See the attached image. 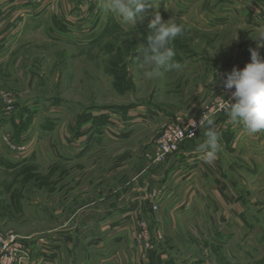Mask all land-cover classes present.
<instances>
[{
  "label": "rangeland",
  "instance_id": "374dc122",
  "mask_svg": "<svg viewBox=\"0 0 264 264\" xmlns=\"http://www.w3.org/2000/svg\"><path fill=\"white\" fill-rule=\"evenodd\" d=\"M29 1L34 27L14 35L0 65V234L31 248L27 264L49 260L45 249L66 248L102 250L101 260H109L102 264H264V132L242 129L233 143V124L219 113L214 163L195 151L205 128L155 162L168 126L198 120L226 97L225 75L250 62L264 0H157L135 28L121 26L100 0ZM157 12L185 25L174 41L183 67L147 80L137 50L147 47ZM187 154L203 165L192 159L165 193L148 191L143 209L130 216V241L118 243L132 205L127 189ZM107 215L113 223L102 221Z\"/></svg>",
  "mask_w": 264,
  "mask_h": 264
},
{
  "label": "clouds",
  "instance_id": "9594fccd",
  "mask_svg": "<svg viewBox=\"0 0 264 264\" xmlns=\"http://www.w3.org/2000/svg\"><path fill=\"white\" fill-rule=\"evenodd\" d=\"M157 6V0H100V7L113 15L121 26L135 28L138 20H143L147 10ZM147 47L141 45L137 51L143 52L140 67L147 80L161 77L164 72L181 70L182 64L175 59L177 53L174 41L184 35L185 25L176 23L173 18L164 20L159 12L148 24ZM251 38L256 48H249L250 62L242 69L233 67L222 79V87L231 93L230 99L222 105L228 124H240L248 135L264 132V57L260 48H264V28L257 29ZM218 73L211 77L214 83ZM216 114L203 112L197 125L203 127L204 139L198 143L195 151L201 159L212 164L218 158L220 133L215 126Z\"/></svg>",
  "mask_w": 264,
  "mask_h": 264
},
{
  "label": "crops",
  "instance_id": "0c3cea01",
  "mask_svg": "<svg viewBox=\"0 0 264 264\" xmlns=\"http://www.w3.org/2000/svg\"><path fill=\"white\" fill-rule=\"evenodd\" d=\"M29 2H30L29 0H0V65H3L4 63L6 64V59H8L7 58L8 51L12 48L13 43L15 42L13 40L14 35L18 32H22L24 30L26 32H28L31 27H34V24H33L34 13L30 14L33 11V8H32V5L29 4ZM74 3L75 2H73L71 6L68 3L67 9H66L65 5H64V8L62 7V5H60L61 6V9H60L61 12L64 13L66 11H69V9H72L74 7ZM29 14H30V16H29ZM37 110H39V109H37ZM108 122L110 123L111 121L109 120ZM110 124L113 125L112 122ZM108 128L110 129V125L108 126ZM242 129L243 128L240 124H233L232 125V130L236 134L235 138L233 139V143L234 142L237 143L238 140L240 139V136H241L240 131ZM96 132H97V130L94 128V135L96 134ZM33 141H34V139H32V142ZM192 154H190V155L187 154L186 156L184 155L183 157H180V158L178 157L175 159L174 158L171 159L169 162L170 165L166 166L167 168H165V171H164L165 173L162 170L158 171L155 169L158 167H154L155 173H152V174L146 173V175L144 176L145 180L142 181V184H140V182H139V185L136 184L137 186L134 185L133 187H130L127 189L128 195H126L124 198L128 199L127 197H129V199H130L129 201L131 202L132 205H129L131 207L128 208L127 211H125V215L129 216V217L128 218L124 217L123 218L124 220L121 223H119L121 225H119L117 228L118 232L115 234L114 239H116V241L118 243L123 241V237L126 239L127 242L130 241V239H131L130 235L133 234L132 233L133 230H131V229L129 230V227H130L129 222L132 221L130 216L132 214V211H134V209H136V210H138V209L142 210L143 209V207L145 206V202L143 200L146 199L147 195L149 194V193L147 194V192L148 191H150V192L154 191V192H158V193H160V192L163 193V190H164V193H165L167 190L168 183L170 182L171 178L174 177L172 174L175 172L181 173L183 171L182 168L185 167V165H188L187 162H190L192 159H195L194 158L195 156H191ZM197 160H198V158L195 159L194 164L200 163L201 165H203L202 162H198ZM186 175H187V173H186ZM183 179H184V175L179 178L180 181H183ZM190 186H189V188H190ZM127 190H126V192H127ZM186 190L187 189H185V191ZM192 190H193V192H195L197 189H195V187L193 186ZM172 194H173V192H170L169 196H171ZM173 197H175V196H173ZM190 200L191 199H188L185 197H183V199H181V201L184 203L185 202L189 203ZM94 203H96V202H94ZM174 203H176V202H174ZM185 204H183V205H185ZM175 206H177V205H175ZM235 208L237 209V204L235 205ZM102 221L104 223L108 224V223H110V221H112V223H113L114 219L110 218L109 215H107L106 218H104V220H102ZM127 225H128V228H127ZM125 230H128L127 235H124ZM129 231H131V232H129ZM66 237H67V235H64V236H62V238L60 237L59 239L66 240ZM132 238H133V235H132ZM47 252H48V254H47ZM73 253H75V257L72 256ZM115 253H116L115 256L117 254L121 255V253H124V250L122 249V250L117 251ZM126 253H128V252L126 251ZM90 255H93L96 258V259H94V257H93L94 260L90 263H89V261L87 263H85L83 260H80V259L79 260L76 259L74 261V258H79L80 256H81V258L83 257V258H86V260H88L89 259L88 256H90ZM43 257H45V259L46 258L49 259V260H44V264H92L93 262H94L93 264H102L106 260L109 261L108 259L101 260V258H104V255H102V250H97V249H90V250L87 249V250H84V253L82 251L78 252V250H74V249L72 250L69 248L61 249V250H54V251L46 250ZM91 258L92 257H90V259Z\"/></svg>",
  "mask_w": 264,
  "mask_h": 264
},
{
  "label": "built area",
  "instance_id": "2783aa9c",
  "mask_svg": "<svg viewBox=\"0 0 264 264\" xmlns=\"http://www.w3.org/2000/svg\"><path fill=\"white\" fill-rule=\"evenodd\" d=\"M230 96L231 93L229 90H227L225 98L218 99L214 104L206 106L203 112L213 111L215 112V114L224 113L222 105L227 101V99H230ZM202 115L198 120H196L197 125L199 124ZM193 123V121H189V123L187 124H171L168 126L167 130L165 131L164 137L161 141H159V147L155 152V162H163L166 158H168L172 154H175L183 143L187 142L188 140L194 139L197 136V134L203 127H193ZM1 140L5 145L8 146L9 149L18 150L10 137L3 136ZM160 208V205L155 204L153 210L155 212H159ZM25 245L26 249L23 248L22 245L20 247L19 243L15 240V237L8 235L2 236L0 234V264H16L17 261H23L25 264H27L26 259L30 256L29 250L31 248H29L27 244ZM46 250L47 249L43 250V255L45 254ZM19 253H21L22 255H19L20 259H18Z\"/></svg>",
  "mask_w": 264,
  "mask_h": 264
}]
</instances>
